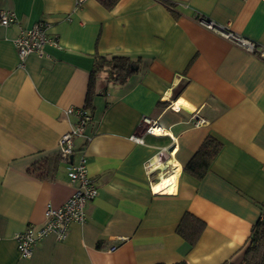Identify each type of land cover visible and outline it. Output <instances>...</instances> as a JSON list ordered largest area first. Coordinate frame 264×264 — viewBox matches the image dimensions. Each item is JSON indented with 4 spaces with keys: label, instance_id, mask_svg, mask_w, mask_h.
Instances as JSON below:
<instances>
[{
    "label": "crops",
    "instance_id": "1",
    "mask_svg": "<svg viewBox=\"0 0 264 264\" xmlns=\"http://www.w3.org/2000/svg\"><path fill=\"white\" fill-rule=\"evenodd\" d=\"M75 1L0 0L15 15L0 24V264L240 263L264 208V1ZM201 18L254 41L255 52ZM39 20L56 45L20 65L14 39ZM95 54L138 65L123 83L89 89ZM68 107L91 114L72 162L86 156L97 194L85 222L63 240L42 237L24 258L14 234L40 227L47 207L74 191L65 159L49 177L35 168L59 155L74 122ZM143 118L163 131L145 133ZM206 136L221 148L196 178L183 167ZM149 160L158 161L152 173ZM185 213L204 223L193 245L176 231Z\"/></svg>",
    "mask_w": 264,
    "mask_h": 264
},
{
    "label": "built area",
    "instance_id": "2",
    "mask_svg": "<svg viewBox=\"0 0 264 264\" xmlns=\"http://www.w3.org/2000/svg\"><path fill=\"white\" fill-rule=\"evenodd\" d=\"M84 0H76V6L81 5ZM264 1V0H262ZM15 21V15L11 11L0 10V24L4 26L10 25ZM199 22L208 29L219 32L224 38L231 43L241 47L249 53H254L256 43L233 33L225 28L216 25L205 18L199 19ZM48 24L43 20H39L29 28L20 29L19 34L14 39V46L17 51L19 64L22 65L24 59L32 53L41 55L45 44L56 45L55 38H49L47 34ZM260 57H264V51L259 52ZM65 115L73 116L74 122L70 129L62 133L58 141V153L61 158L67 161L66 173L69 181L74 185V191L71 196L58 207H47L44 213V222L40 227L33 225L27 226L24 230L14 234L16 247L21 257H29L32 253L34 245L42 237L48 234H54L58 240L67 237L69 226L71 223H83L86 220L85 207L89 201L95 198L97 188L94 180L88 174L87 159L81 154L76 162L70 161L73 153V141L76 137L84 134L86 124L91 120L90 112L84 107H68L64 111ZM142 122L146 124L145 133L156 135L157 123L150 119L143 118ZM201 118H195L196 126L204 124ZM136 142H143L141 137H131ZM158 161L149 160L146 162V172L152 173L157 166ZM261 219H264V208L261 212ZM116 245L109 247V251H113ZM224 264H230L226 262Z\"/></svg>",
    "mask_w": 264,
    "mask_h": 264
},
{
    "label": "trees",
    "instance_id": "3",
    "mask_svg": "<svg viewBox=\"0 0 264 264\" xmlns=\"http://www.w3.org/2000/svg\"><path fill=\"white\" fill-rule=\"evenodd\" d=\"M102 1L111 3L114 0ZM93 59V66L90 71L89 89L98 79L102 80L105 86H108L110 83H123L134 71H136L135 68L138 65V59L133 60L126 56L95 54ZM220 148L221 143L218 140L212 136H206L183 169L192 176L201 178L207 172L211 161ZM58 157L60 158V155L54 157L51 163H48L50 162L49 159L37 164V167H35L38 168L36 176H51ZM29 171L35 173V169H30ZM203 226V221L192 216L190 213H185L176 231L181 237L187 240L189 244L193 245L197 241ZM238 264H264V219L259 218V220L252 225L242 260Z\"/></svg>",
    "mask_w": 264,
    "mask_h": 264
},
{
    "label": "bare ground",
    "instance_id": "4",
    "mask_svg": "<svg viewBox=\"0 0 264 264\" xmlns=\"http://www.w3.org/2000/svg\"><path fill=\"white\" fill-rule=\"evenodd\" d=\"M155 131H156L157 133H161V131H163V130H162V129H157V128H156ZM175 177H176V176H173L172 179H175ZM168 184H169V183H168ZM168 184H167V185H168Z\"/></svg>",
    "mask_w": 264,
    "mask_h": 264
},
{
    "label": "water",
    "instance_id": "5",
    "mask_svg": "<svg viewBox=\"0 0 264 264\" xmlns=\"http://www.w3.org/2000/svg\"><path fill=\"white\" fill-rule=\"evenodd\" d=\"M72 160V156L70 157V161Z\"/></svg>",
    "mask_w": 264,
    "mask_h": 264
}]
</instances>
